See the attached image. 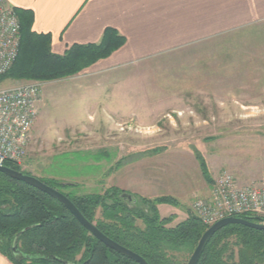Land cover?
Masks as SVG:
<instances>
[{"label": "rangeland", "instance_id": "rangeland-1", "mask_svg": "<svg viewBox=\"0 0 264 264\" xmlns=\"http://www.w3.org/2000/svg\"><path fill=\"white\" fill-rule=\"evenodd\" d=\"M178 60L177 56L154 58L100 74H93L91 65L75 75L50 81L42 88L30 146L19 164L20 172L43 182L71 184L62 189L70 198L99 196L107 203L111 189L132 195L136 202L123 209L133 210L134 216H130L132 212L118 210L117 219L131 221L138 229H144L145 220L152 216L151 204L147 205V216H141L145 210L142 200H175L176 205L155 204L157 221L164 229L175 228L192 217L198 219L195 204L210 200L218 176L212 177L208 169V165L212 168L209 153L220 155L219 160L213 161L217 167L224 163L221 157H235L238 170L263 173L264 119L225 120L220 113H215L214 118L209 104L176 105L168 111L167 104L161 103L165 97L183 95L178 65L186 62ZM16 82L23 81L5 80L0 89ZM213 127L218 131L253 129L251 133L258 137L239 136L232 143L225 141L231 137L220 134L216 137L222 148L210 151ZM245 143L249 148L254 145L261 155L247 157ZM227 169L221 173H229ZM204 170L210 181L204 178ZM202 179L210 186L207 194L191 195L190 189H200ZM136 184L142 186L136 189ZM128 188L135 192H128ZM158 205H165L168 211L161 208L159 213ZM174 209L178 211L175 213ZM103 210L102 206L96 209L95 220H104ZM165 217L172 220L162 223ZM135 218L142 219L144 227ZM193 251L172 253V264H187ZM82 258L83 251L76 256V264Z\"/></svg>", "mask_w": 264, "mask_h": 264}, {"label": "crops", "instance_id": "crops-1", "mask_svg": "<svg viewBox=\"0 0 264 264\" xmlns=\"http://www.w3.org/2000/svg\"><path fill=\"white\" fill-rule=\"evenodd\" d=\"M5 1L31 15L34 33L50 35L51 51L56 55H63L73 45L98 43L106 29L123 36L124 45L93 64L90 68L93 74L167 56H177L178 61L186 62L178 65L183 95L165 97L161 102L167 104L168 111L177 108L176 105L209 104L214 118L215 113H220L225 120L264 119V0ZM252 131L247 128L218 131L213 127L209 149L222 148L216 137L220 134L231 137L225 141L234 143L239 136L258 137ZM243 146L247 157L261 155L254 145ZM261 156L264 164V149ZM219 158L220 155L209 153L212 168L208 165V169L212 177L227 168L240 184L261 177L262 173L238 170L235 157L229 160L221 157L224 163L217 167L213 161ZM201 184L200 189L195 186L190 189L191 195L207 194L210 186L203 179ZM133 186L138 189L142 185ZM164 206H157L159 213L161 208L168 211ZM0 264L13 263L0 254Z\"/></svg>", "mask_w": 264, "mask_h": 264}, {"label": "trees", "instance_id": "trees-1", "mask_svg": "<svg viewBox=\"0 0 264 264\" xmlns=\"http://www.w3.org/2000/svg\"><path fill=\"white\" fill-rule=\"evenodd\" d=\"M14 11L20 23L19 53L10 70L0 76V84L5 80L50 82L66 78L108 58L125 43V38L115 30L106 29L98 43L73 45L63 55H56L51 51L50 35L32 31L31 15L17 9ZM6 166L20 171L19 165L7 163ZM203 175L210 181L207 171L204 170ZM43 183L61 193L62 189L72 186L55 181ZM122 195L123 192L111 189L107 203L99 196L68 198L103 234L138 254L148 264H172V253L194 250L207 229L195 217L175 228L161 227L155 204L176 205L171 198L157 199L152 203L142 200L145 210L141 216H147L148 204H151L152 216L145 220L144 229L134 228L131 221L117 219V210L129 205ZM99 206L104 209L103 219L112 223L95 220ZM239 217L254 223L264 222L262 217L256 221L258 216L255 215ZM171 220L172 217L162 223ZM82 251L83 258L78 264H137L91 236L51 196L0 173V254L13 264H76V256ZM197 264H264V231L241 225L225 226L207 240Z\"/></svg>", "mask_w": 264, "mask_h": 264}, {"label": "built area", "instance_id": "built-area-1", "mask_svg": "<svg viewBox=\"0 0 264 264\" xmlns=\"http://www.w3.org/2000/svg\"><path fill=\"white\" fill-rule=\"evenodd\" d=\"M20 47V23L14 7L0 0V76L12 67ZM31 81L0 89V167L19 165L31 142L42 88ZM210 200L195 204L199 221L211 226L227 217L255 215L264 218V171L257 182L239 184L227 172L214 179Z\"/></svg>", "mask_w": 264, "mask_h": 264}, {"label": "water", "instance_id": "water-1", "mask_svg": "<svg viewBox=\"0 0 264 264\" xmlns=\"http://www.w3.org/2000/svg\"><path fill=\"white\" fill-rule=\"evenodd\" d=\"M0 173L7 175L8 177L15 179L17 181H21L27 185H30L39 191L51 196L55 200H57L60 204L64 206L68 210V212L76 219V221L95 239L100 241L103 245H105L110 250H113L130 260L134 261L137 264H148L141 256L132 252L131 250L117 244L105 234H103L94 224L90 223L76 208V206L70 201L68 197H66L63 193L51 188L50 186L46 185L39 179L25 174L20 171H15L7 166L0 167ZM121 198L124 201H127L129 204H133L136 202L132 195L124 193ZM259 217L255 218L256 221H259ZM228 225H241L251 229H255L258 231H264V222L262 223H254L243 219L241 217H227L222 220L217 221L210 227L206 229V231L200 237L194 251L192 252L187 264H197L201 252L204 248L205 243L207 240L214 235L219 229L228 226ZM18 235L14 239V246Z\"/></svg>", "mask_w": 264, "mask_h": 264}, {"label": "flooded vegetation", "instance_id": "flooded-vegetation-1", "mask_svg": "<svg viewBox=\"0 0 264 264\" xmlns=\"http://www.w3.org/2000/svg\"><path fill=\"white\" fill-rule=\"evenodd\" d=\"M121 212L123 211H126V212H132L131 214H130V216H134V214H133V210H126V209H119ZM118 211V210H117ZM139 214V213H138ZM138 214H136V215H138ZM129 216V215H128ZM167 218H171V217H165V219H167ZM136 219V221L137 222H139V226L140 227H144V222H143V220L142 219H138V218H135ZM164 219V220H165ZM171 223V222H170ZM137 224V223H136ZM169 224V223H168ZM180 224V223H179ZM95 225V224H94ZM96 226V225H95ZM164 226H166V225H164ZM169 229V228H168Z\"/></svg>", "mask_w": 264, "mask_h": 264}]
</instances>
